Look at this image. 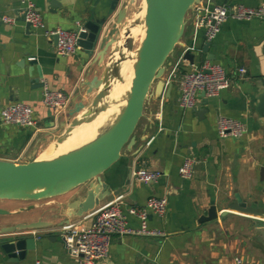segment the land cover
<instances>
[{"label": "crops", "instance_id": "0c3cea01", "mask_svg": "<svg viewBox=\"0 0 264 264\" xmlns=\"http://www.w3.org/2000/svg\"><path fill=\"white\" fill-rule=\"evenodd\" d=\"M52 1L55 7L49 0H0V110L11 102H24L32 106L37 123L36 129H31L0 122V159L21 163L49 158L42 155L43 147L52 141L56 120L62 116L59 124L65 129L79 101H90L84 83L103 75L102 66L112 53L109 51L101 64L80 47L72 55L58 56L54 39L42 29L27 30L23 20L26 4L31 2L40 12L45 29L74 30L92 20L103 23L106 33L116 21L111 0ZM129 2L120 0L117 9L129 4L128 14L141 9L143 0ZM222 4L258 7L264 6V0H202L186 13L181 45L167 59L161 84L157 87L155 81L152 85L133 133L134 144L124 147L119 160L100 175L110 192L117 195L106 197L99 205L120 198L132 227L138 228L140 221L127 212L129 207L144 205L150 196H165L166 212L162 217L149 213L147 227L155 234L114 236L108 255L96 264H264V177L260 178V168L264 167V119L260 117V101L264 102V18L227 17L204 53L206 39L196 21L205 9ZM187 49L194 55L192 64L182 58ZM208 56L214 57L209 61L225 69L230 83L214 97L200 94L196 107L206 110L198 114L179 105V79ZM29 58H34L35 64L30 65ZM238 67L246 69L241 78L234 76ZM39 83L70 95L64 113L57 117L50 114L41 102ZM122 85L111 98L114 105ZM219 117L240 121L246 129L242 137L220 138L216 130ZM187 155L195 157L196 163L192 177L182 180L178 168ZM140 167L161 175L152 184L137 181L133 171ZM80 188L86 186L34 203L25 211L32 215L29 221L41 219L50 226L19 234L35 237V249L18 264H33L36 259L42 264L74 261L63 242L62 226L87 223L83 221L85 214L70 217L69 202ZM235 193L261 216L235 212L220 215L235 200ZM211 205L216 207L217 218L199 223ZM6 210L8 215L24 212L18 207ZM14 223H3L0 228ZM5 237L0 235V241Z\"/></svg>", "mask_w": 264, "mask_h": 264}, {"label": "water", "instance_id": "95a60500", "mask_svg": "<svg viewBox=\"0 0 264 264\" xmlns=\"http://www.w3.org/2000/svg\"><path fill=\"white\" fill-rule=\"evenodd\" d=\"M49 1L52 7L56 6L52 0ZM134 1L130 0L129 3L132 4ZM201 2L202 0H143L145 11L142 24L145 32L135 50L133 76L129 89L122 97L123 103L98 130L95 137L78 148L46 159L21 163L0 159V200H44L85 185L86 189L80 188L74 199L69 202V207L72 208L70 217H81L99 206L106 197L116 196L117 194L111 193L107 185L100 180V175L119 160L124 147L130 148L134 144L133 133L143 115L144 103L152 85L155 81H157V87L161 84L160 79L164 75L167 59L174 53L176 46L181 45L185 15ZM119 3L120 0L110 2V9L116 11V21L106 33H104L103 23L92 20H87L76 28L77 46L82 48L88 56H93L95 63L101 64L109 51L112 50V53H115V46L119 43L121 33L120 27L126 20L129 5L125 4L121 9H117ZM233 12L232 7L229 9V14ZM138 23L141 21L134 22L133 25ZM30 27L31 24L26 22V29ZM127 30L124 46L132 51L133 40L129 37ZM53 39L56 45L57 37L54 36ZM210 44L209 41L204 42L202 48L204 53H207ZM182 58L191 64L194 61V55L189 49L184 51ZM29 59L30 65L35 64L34 58ZM206 59L209 61L214 57L208 56ZM121 62L122 60L114 61L109 69H105L103 75L93 76L85 81L86 94L91 96L90 101L88 103L79 101L75 110L70 112L71 119L64 129L65 137L76 126L92 121L101 111L107 109L105 105H101V102L108 95ZM39 84L42 86V83ZM260 106V117L264 119L263 101H260ZM193 110L200 114L206 109L194 107ZM64 135L56 139L57 144L63 142ZM263 177L264 167H261L260 178ZM83 194L84 197H82ZM234 198L228 209L222 211L220 215L235 212L253 218L261 216L255 207L242 200L239 193H235ZM33 207L30 205L21 211H27ZM7 213V210L0 208V214ZM217 216L216 207L211 205L207 213L200 216L198 222L211 221ZM48 226L50 223L37 219L1 227L0 235L6 237L0 241V263L18 264L19 261L24 260L27 253L35 249V237L19 234Z\"/></svg>", "mask_w": 264, "mask_h": 264}, {"label": "built area", "instance_id": "2783aa9c", "mask_svg": "<svg viewBox=\"0 0 264 264\" xmlns=\"http://www.w3.org/2000/svg\"><path fill=\"white\" fill-rule=\"evenodd\" d=\"M233 7L234 12L229 14ZM24 20L31 24L32 28L42 29L49 38L57 37L55 53L58 56H69L76 52L77 31L62 28L45 29L40 12L31 2L24 9ZM229 16L237 19L249 20L252 18H264V6L245 7L243 5L222 4L205 9L200 13L196 21L197 28L203 29L206 41H212L217 35L221 23ZM12 21L11 18H6ZM246 73L244 67L236 68L234 76L243 77ZM230 77L225 69L212 61H204L202 64L190 71L181 74L179 79V105L183 109L196 107L198 97L203 95L211 98L228 87ZM41 102L54 117L64 113L70 104V95L61 89H52L42 83ZM0 122L3 125H16L24 128L36 129L37 123L32 106L14 101L0 110ZM217 135L220 138H240L246 131L245 126L237 120L219 117L216 124ZM150 137L149 142L153 140ZM196 158L185 156L178 168V175L182 180L190 179ZM161 175L157 170L140 167L133 171V177L140 182L152 184ZM167 209V198L150 196L144 205L140 207H129L128 213L136 216L140 225L134 228L129 225L127 214L122 210V201L116 198L94 208L85 214L82 222L68 223L62 226V239L65 247L74 261L71 264H96L106 258L109 251L111 239L114 236L123 235H152L155 231L148 229L147 220L149 213L162 217ZM235 261L240 263V259ZM33 264H42L40 260H34Z\"/></svg>", "mask_w": 264, "mask_h": 264}, {"label": "bare ground", "instance_id": "6f19581e", "mask_svg": "<svg viewBox=\"0 0 264 264\" xmlns=\"http://www.w3.org/2000/svg\"><path fill=\"white\" fill-rule=\"evenodd\" d=\"M144 11H145V4L142 3V10L134 15L133 21H141V23L138 24H132L131 27L127 30L129 32V37L134 41L137 39H143L145 28L142 24V19L144 17ZM137 33V34H136ZM134 34H136L135 37ZM130 55V56H129ZM135 59V53L130 52L128 53V58L124 59L119 64V69L117 71L115 80L111 84V88L109 90L108 95L106 98L101 102V105H105L107 109L105 111H101L92 121L90 122H83L81 125L76 126L72 132H70L62 143L56 144L54 148H47L43 152V156H54L58 155L60 153H64L67 151H70L72 149L78 148L81 145L85 144L86 142L90 141L95 137L98 130L110 119V117L113 115V113L116 112V106L114 103H112V95L115 90L118 89L119 85L123 82L122 87L120 88L118 94V99H121L125 92L129 89L131 79L133 76V62ZM126 66H130L126 74L124 73V70ZM125 75V78H124ZM125 79V81L123 80ZM123 103V102H122Z\"/></svg>", "mask_w": 264, "mask_h": 264}, {"label": "rangeland", "instance_id": "374dc122", "mask_svg": "<svg viewBox=\"0 0 264 264\" xmlns=\"http://www.w3.org/2000/svg\"><path fill=\"white\" fill-rule=\"evenodd\" d=\"M141 10H142V6H141V9H132V11H130L127 14L124 24L120 27L121 33H120V36H119V43L115 46V53L114 54L112 53V56L108 57L109 59H106L107 63H105V65H103L104 69H106V68L109 69L114 61H119V60L123 61L125 58L127 59L128 58V53H130V52H134L135 53V50L137 49V47L139 45L140 39H137V40L133 41V49H132V51H129L124 46V41H125V39H127V37L125 35V31L127 29H129L130 26L134 22H139V20L138 21H133V19H134L133 17L135 15V13H138ZM136 34H134L133 37H135ZM135 56H136V54H135ZM129 67L130 66H126V68L124 69V70H126V71H124L125 74L128 71ZM124 78H125V75H124ZM124 78H123V80L125 81ZM114 93L115 92H113V94ZM115 104H117L115 106H116V109H118V107L122 104V98L119 99V101H117ZM61 117L62 116L58 117V119L56 120V124L54 122V124H55L54 125V130H53V132H51V134H52L51 135V140H52L51 143L49 145L43 147V149L44 148H46V149L47 148H54V146L57 144L56 143V139L59 136H63L64 135V128H63V126H60V124H59L61 119H62ZM64 137H65V135H64ZM46 149H44V150H46ZM18 160H21V159H18ZM41 201L42 200H38V201L0 200V208L3 209V210H6L7 208L18 207V208H21V209L25 210L24 208H28L30 205H33L34 203H39ZM31 217H32V215L29 214V213H25V211L20 213V214L17 213V214H13V215L0 214V225H2L3 223L7 224V223H9L11 221L26 222L27 223V222H30L29 220L31 219Z\"/></svg>", "mask_w": 264, "mask_h": 264}]
</instances>
